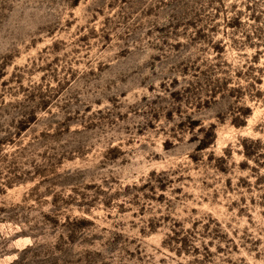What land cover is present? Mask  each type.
Wrapping results in <instances>:
<instances>
[{"label":"rangeland","instance_id":"1","mask_svg":"<svg viewBox=\"0 0 264 264\" xmlns=\"http://www.w3.org/2000/svg\"><path fill=\"white\" fill-rule=\"evenodd\" d=\"M0 264H264V0H0Z\"/></svg>","mask_w":264,"mask_h":264}]
</instances>
